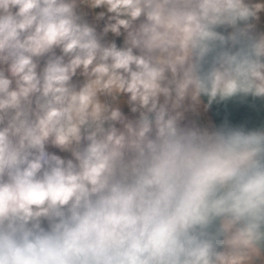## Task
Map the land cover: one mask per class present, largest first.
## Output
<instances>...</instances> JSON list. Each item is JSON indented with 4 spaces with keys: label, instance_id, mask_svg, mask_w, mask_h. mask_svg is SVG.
<instances>
[{
    "label": "clouds",
    "instance_id": "clouds-1",
    "mask_svg": "<svg viewBox=\"0 0 264 264\" xmlns=\"http://www.w3.org/2000/svg\"><path fill=\"white\" fill-rule=\"evenodd\" d=\"M0 264H264V0H0Z\"/></svg>",
    "mask_w": 264,
    "mask_h": 264
}]
</instances>
